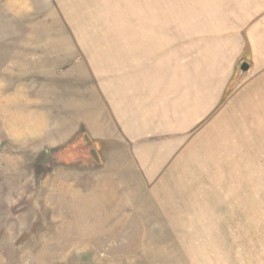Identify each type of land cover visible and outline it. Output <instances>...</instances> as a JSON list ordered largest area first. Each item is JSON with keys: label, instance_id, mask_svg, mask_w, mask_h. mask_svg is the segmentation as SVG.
Segmentation results:
<instances>
[{"label": "rangeland", "instance_id": "374dc122", "mask_svg": "<svg viewBox=\"0 0 264 264\" xmlns=\"http://www.w3.org/2000/svg\"><path fill=\"white\" fill-rule=\"evenodd\" d=\"M244 4L0 0V264H172L200 253L264 264V88L233 93L222 108L230 139L200 156L212 169L206 175L231 185L189 187L174 197L188 202L144 211L139 198L119 202L133 188L103 177L102 155L79 118L84 60L110 51L103 35L183 37L190 47L219 35L241 39ZM177 205L190 211L160 209Z\"/></svg>", "mask_w": 264, "mask_h": 264}, {"label": "crops", "instance_id": "0c3cea01", "mask_svg": "<svg viewBox=\"0 0 264 264\" xmlns=\"http://www.w3.org/2000/svg\"><path fill=\"white\" fill-rule=\"evenodd\" d=\"M244 5L241 39L219 35L190 47L183 37L147 34L124 40L113 36L116 40L111 41L113 37L103 35L102 41L111 43L110 51L103 46L99 58H85L79 118L102 155L103 177L112 186L133 188L119 202L139 198L144 211L155 209L152 203L188 202L174 197L187 196L189 187L231 185L219 182L221 178L215 183L211 174L206 175L212 169L210 164L207 169L201 165L206 158L200 156L212 155L216 141L226 144L230 139V115L222 114V108L233 93L241 87L264 88V0H245ZM244 63L249 70L241 74ZM232 83L236 87L226 97ZM220 159L229 161L227 156ZM134 188L138 195L130 199L127 194L132 195ZM167 195L174 196L166 199ZM187 207L160 209L185 213L190 211ZM204 256L172 264L230 263Z\"/></svg>", "mask_w": 264, "mask_h": 264}, {"label": "water", "instance_id": "95a60500", "mask_svg": "<svg viewBox=\"0 0 264 264\" xmlns=\"http://www.w3.org/2000/svg\"><path fill=\"white\" fill-rule=\"evenodd\" d=\"M249 70V65L247 64V63H244L243 65H242V67H241V71L243 72V73H245V72H247ZM86 140L88 141V144H90L91 142L89 141V138L86 136ZM92 154H93V156L95 157V159L97 160V161H99V158H98V155H97V153H96V150H92Z\"/></svg>", "mask_w": 264, "mask_h": 264}]
</instances>
